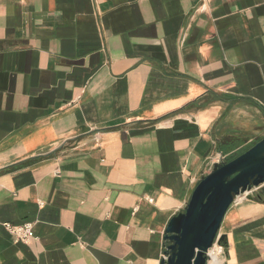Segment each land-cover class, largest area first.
Wrapping results in <instances>:
<instances>
[{
    "label": "crops",
    "instance_id": "obj_1",
    "mask_svg": "<svg viewBox=\"0 0 264 264\" xmlns=\"http://www.w3.org/2000/svg\"><path fill=\"white\" fill-rule=\"evenodd\" d=\"M263 137L264 0H0V264H161L200 179ZM220 233V264H264V199Z\"/></svg>",
    "mask_w": 264,
    "mask_h": 264
},
{
    "label": "water",
    "instance_id": "obj_2",
    "mask_svg": "<svg viewBox=\"0 0 264 264\" xmlns=\"http://www.w3.org/2000/svg\"><path fill=\"white\" fill-rule=\"evenodd\" d=\"M254 187H261L259 194H251ZM239 196L264 199V137L229 160L216 162L200 179L184 210L165 228L161 264H208L214 243L227 244L220 230Z\"/></svg>",
    "mask_w": 264,
    "mask_h": 264
},
{
    "label": "built area",
    "instance_id": "obj_3",
    "mask_svg": "<svg viewBox=\"0 0 264 264\" xmlns=\"http://www.w3.org/2000/svg\"><path fill=\"white\" fill-rule=\"evenodd\" d=\"M225 158H226V155H223V156H221V159L219 161L225 160ZM254 189H257V187H254L252 189V191ZM4 226L14 236L15 241H17V242L28 241L31 238H34V230H33V223L32 222H24L21 224H14L11 222H5ZM215 245L219 248V250H220L219 256L221 257V255L224 252L225 246H223L222 244H218L217 242L214 243V246ZM164 248H166V247H164Z\"/></svg>",
    "mask_w": 264,
    "mask_h": 264
},
{
    "label": "rangeland",
    "instance_id": "obj_4",
    "mask_svg": "<svg viewBox=\"0 0 264 264\" xmlns=\"http://www.w3.org/2000/svg\"><path fill=\"white\" fill-rule=\"evenodd\" d=\"M251 146V145H250ZM250 146H245L244 148H241V149H237V150H234V151H232V152H230L229 154H227L226 155V158H225V160H229L232 156H235V155H237V154H239V153H241V152H243V151H245L248 147H250ZM260 190H261V187L260 188H257V189H254L252 192H251V194H253V195H257V194H259V192H260ZM244 198H248L247 196L245 197L244 196ZM237 201H239V200H237ZM236 201V202H237ZM235 202V203H236ZM221 231V230H220ZM216 243V242H215ZM212 248H215V250L217 249V251L219 252L220 250H219V248L215 245L214 247H212ZM209 260H211V259H209ZM209 264V263H208Z\"/></svg>",
    "mask_w": 264,
    "mask_h": 264
},
{
    "label": "bare ground",
    "instance_id": "obj_5",
    "mask_svg": "<svg viewBox=\"0 0 264 264\" xmlns=\"http://www.w3.org/2000/svg\"><path fill=\"white\" fill-rule=\"evenodd\" d=\"M246 197V196H245ZM244 196H239L237 200L243 199ZM210 259L209 264H220L222 263V258L219 256V252L215 248H211L209 251Z\"/></svg>",
    "mask_w": 264,
    "mask_h": 264
}]
</instances>
